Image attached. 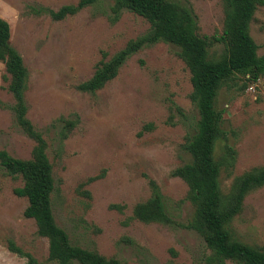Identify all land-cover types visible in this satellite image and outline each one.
Masks as SVG:
<instances>
[{
  "label": "rangeland",
  "instance_id": "374dc122",
  "mask_svg": "<svg viewBox=\"0 0 264 264\" xmlns=\"http://www.w3.org/2000/svg\"><path fill=\"white\" fill-rule=\"evenodd\" d=\"M187 4L197 33L219 34L222 0H171ZM77 0H0V17L9 26V44L27 70L26 118L45 141L53 190L54 222L70 244L94 250L121 264H205L208 253L200 235L183 225L193 207L187 186L170 171L189 160L185 136L197 118L188 99V72L177 48L158 41L125 59L116 75L94 92L76 85L124 44L144 34L147 21L126 9L114 16L112 0H96L72 15L52 19L47 10ZM256 54L264 52V5H256L248 22ZM220 44L208 48L213 57ZM8 75L0 62V149L28 158L34 142L15 124ZM260 78L235 74L216 92L221 136L214 145L220 167L221 193L233 179L264 165V89ZM72 126L66 129L65 122ZM64 133V135H63ZM160 192L174 221L144 223L132 217L135 203ZM19 177L0 166V264H27L9 250L11 241L38 264L47 263V239L36 233L33 219L23 216L26 199L16 196ZM232 238L264 246V184L250 190L228 223ZM70 264H77L72 262ZM224 264H239L225 260Z\"/></svg>",
  "mask_w": 264,
  "mask_h": 264
},
{
  "label": "trees",
  "instance_id": "16d2710c",
  "mask_svg": "<svg viewBox=\"0 0 264 264\" xmlns=\"http://www.w3.org/2000/svg\"><path fill=\"white\" fill-rule=\"evenodd\" d=\"M95 1L77 0L75 4L61 5L56 10H47V13L52 19L59 20ZM222 4L221 31L207 36L197 33L195 15L187 4L171 0H112L109 9L114 16L121 9H126L144 18L148 29L128 40L106 60H99L91 76L78 83L76 88L83 92L101 88L116 75L125 59L144 45L158 41L174 45L188 72L191 87L188 99L197 115L192 133L185 136L183 143L189 160L170 171L171 176L185 182L187 191L184 198L193 207L191 217L183 226L202 238L208 250L204 256L205 264H224L225 260L239 264H264V246H251L234 239L228 229L231 217L241 208L243 197L264 184V165L254 166L235 177L228 191L221 193L217 182L220 163L214 155L215 141L222 134L220 112L214 107L217 90L235 74L247 75L251 82L264 78V52L256 54V45L248 33V22L254 9L256 5H264V0H222ZM8 39V23L0 17V62L8 75L6 90L13 99L10 109L15 124L33 140L34 145L30 156L25 159L13 157L0 149V166L6 174L21 180V186L14 187L13 193L26 199L23 216L33 219L36 233L47 239L45 264H121L115 258H106L94 250L70 244L64 230L55 224L50 207L53 190L51 164L45 154L41 133L25 116L27 70ZM214 44H220L222 50L209 57L208 48ZM262 87L264 89V80ZM71 126V121L65 122L66 129ZM150 185V196L134 204L132 217L144 223H173L156 185L153 181ZM7 246L24 256L27 264H38L34 257L22 252L11 241Z\"/></svg>",
  "mask_w": 264,
  "mask_h": 264
}]
</instances>
